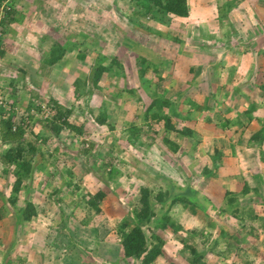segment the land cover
<instances>
[{
	"label": "rangeland",
	"instance_id": "374dc122",
	"mask_svg": "<svg viewBox=\"0 0 264 264\" xmlns=\"http://www.w3.org/2000/svg\"><path fill=\"white\" fill-rule=\"evenodd\" d=\"M240 1L243 4L238 8L248 7L244 10L246 19L250 21L249 18L254 17L256 26L264 33V0ZM119 2L115 8L114 0H14L16 20L2 29L3 32L0 27L3 111L4 108L9 111L6 106L17 105L16 115L27 121L29 138L36 139L32 131L42 133L43 137L37 142L46 163L45 169L32 171L17 195L18 207L24 206L25 200L29 199L38 210L30 222L21 223L16 217V208L8 200L9 196L15 195L11 191L14 178L11 174L3 177L0 169V213L4 218L0 222V263L10 257L16 262L14 264H140L139 260L117 258L120 239L116 229L123 219L131 218L132 209L140 206V187H149L156 194L159 186L166 189L174 183L175 191H185L187 187L196 190L193 194L196 205L194 211L180 203L168 210L170 219L181 226L175 232L169 227L157 228L154 224L144 226L148 237L155 232L164 240L162 253L151 264H190L193 257L190 247L204 253L202 261L205 264H264V160L258 159V151L251 145H246L245 149V143L237 142L235 134L229 135L221 123L214 124L223 120L221 112L220 115L209 113V119H205L203 109H197L188 119L182 117L184 125H190L199 131L197 133L203 130L204 134L195 136L189 144L181 135L169 132V140L181 145L176 154L163 139L161 122L144 119L147 101L151 99L148 89L152 82H142L136 65L138 56L156 63L163 72L173 74L171 85L175 79H182L185 83L192 80L187 89L196 92L195 86H204L206 82L205 64L214 67L221 50L208 63L201 61L203 57H197L195 63L200 66L197 75L187 71L192 59L180 53L191 52L189 44L186 49L185 45L177 44L178 53L176 49L168 59L160 62L155 54L145 51V47L131 38L134 30L127 27L129 20L124 16V1ZM129 3L138 7L136 0ZM217 3L220 8L223 2L218 0ZM201 12L207 13L208 17L211 15L206 9ZM141 20L138 18L137 22ZM246 34V31L243 35L236 29L234 37L240 42ZM59 43L69 47L61 64L44 66L43 57ZM260 46L261 52L252 59L248 70L255 83L263 80L264 46ZM195 48L204 50L198 45ZM83 51L90 55V59ZM96 53L113 56L117 53L123 63L122 69L112 63V68L102 74L98 82L101 89L95 88L91 81ZM229 66L222 64L218 70L210 72L218 71L225 84L223 73H234V69H226ZM76 77L86 79L88 83L78 97L74 91ZM120 84L132 87L135 92H124L119 96L114 90ZM15 90H18L16 95ZM227 90L224 87L209 91L213 96L211 98V94L207 101L215 104L221 93ZM17 95L21 99L18 100ZM52 98L67 107L72 106L68 119L84 126L82 136L73 137L69 131H62L57 137L48 133L42 121L52 119L56 113L50 103ZM104 110L107 117L106 123L102 124L98 115ZM177 115L182 114L178 111ZM134 124L140 130L138 141L133 144L128 141V136L129 127ZM211 125H216L219 130L212 131ZM4 148L5 145L0 146L1 150ZM86 148L89 150L84 152ZM108 149L119 170L116 179L112 180L99 166ZM216 149L227 151L222 158L223 167L213 166ZM205 167L215 173L212 179L203 178ZM245 183L257 191L242 195ZM97 190L106 194L99 203V210L91 208L81 198L84 193L94 194ZM226 191L240 198L238 205L242 213L254 210L258 214L256 220L245 222L253 226V231L243 242L232 237L241 238L237 236L240 219L223 205ZM159 206L156 203V207ZM165 209L164 204L159 212ZM248 231L247 227L239 233L242 235Z\"/></svg>",
	"mask_w": 264,
	"mask_h": 264
},
{
	"label": "trees",
	"instance_id": "16d2710c",
	"mask_svg": "<svg viewBox=\"0 0 264 264\" xmlns=\"http://www.w3.org/2000/svg\"><path fill=\"white\" fill-rule=\"evenodd\" d=\"M136 1L138 7L135 8L134 13H136L138 17H146L154 20L156 19L164 23L170 21L169 17H187L190 11L188 0ZM234 1L237 0H230L229 2L232 3ZM12 2H14V0H0L1 30H4V28L7 27V25L12 20H16L15 13L17 9L12 4ZM68 49L69 47L66 44H55L43 57L42 64L48 67L55 66L59 63L61 64V60ZM82 53L88 56L90 59L89 54H87L85 51ZM2 55L3 51L0 50V56ZM112 63L116 64L119 69L123 68V63L121 62L120 56L117 53L114 56H107L104 53H96V59L94 61V65L92 66L93 74L91 79L92 85L95 88L101 89L98 82L100 81L102 74L106 70L112 68V65H114ZM136 65L138 67L139 76L142 78V82H152L148 89L149 95H151V102L145 109L144 119H154L157 122L159 120L160 122L162 121L161 126L164 131L163 139L166 144L171 147L170 149H172L173 152H176L180 146L176 142L169 140V132H174L177 135H181L183 138H185V143H190V140L193 138V134L195 135L193 129L190 127L185 125L182 127H177V119H182V117H175L173 110L170 107L171 101L169 97L171 96V93L179 90L185 84V81L182 79H175L176 81L174 85H171V82L174 81L173 74L163 72L161 69H159L156 63L151 62L141 56L137 57ZM194 65L195 64H192L188 67V72H197V69H194ZM147 73L148 76L145 77ZM87 85L88 83L86 79H81V77L75 78L74 91L77 97L85 90ZM112 87H115V85H112ZM114 91L119 96L122 95L123 92H135L132 87L124 85H121V87H116V90ZM190 95L188 94L186 97H189V99L192 101L193 107L199 111L201 109L204 110L203 105L200 102L197 103V100L192 98ZM50 103H52L56 108V113L52 119H45L42 121L43 126L48 128V133L56 137L62 131H69L73 137H79L84 134L85 130L83 125H76L68 119L73 111L72 106L67 107L57 102L53 98L50 99ZM29 104L28 106H30ZM4 106V104H0V146L5 145L6 148L2 150L0 149V169L3 177H8V175L11 174L14 178L13 182L11 183V191L15 195L9 196L8 200L16 208V217L21 223L30 222L38 214V210L34 202L28 199L25 200L24 206L18 207L16 205V200L17 195L23 189L25 182L31 177L32 171L35 168L45 169V159L41 155L40 148L38 146L39 144L37 142L39 138L43 137V135L42 133H35L32 131L35 134L36 139H30L28 136L27 121L20 115H16L18 112V106L10 105L8 108H6L9 109V111H5V108L3 111ZM188 111L185 112L183 109H181V112L185 113L186 116L189 114ZM98 116V120L102 124L106 123L107 114L105 110L100 112ZM139 130L140 127L135 124L129 127L128 141L130 143L134 144L138 141L137 136L139 134ZM252 137L258 140L261 147L259 158L264 160V148H262L264 145V124L262 125L260 131H258L256 134H252ZM83 150L86 152L89 150V148ZM215 154L216 156L213 159V166L223 167L222 151L216 149ZM113 156L114 155L111 154V151L108 149L105 153V156L102 157L101 165H99L102 167L103 173L110 180L116 179L119 171L118 168L113 164ZM210 172L212 171L205 167L204 171L202 172V175L204 176L203 178L207 177L210 179L211 177L212 179V176H215V173ZM174 187V183H171L166 189L163 188V186H159L156 194H153L149 187H140V206L138 209H132L131 218L129 217L123 219L122 224L116 229V234L120 239L116 248L117 258H123L127 260L131 259L133 261L139 260L140 264H151L157 258V256L162 253V247L164 243L163 238H161L155 232L150 233L148 237L144 226H151L154 224V226L157 228L158 226L163 228L169 227L173 232H175L179 230L181 226L176 225L174 221L170 219L168 210L172 208L173 205L180 203L185 208L190 207L191 211H194V207L196 205V198H193V194H195L194 191L196 190L187 187L185 191H175ZM252 190L257 191L255 187L251 188L248 183H245L243 185L241 194H248ZM105 195L106 194L103 190H97L94 194L89 192L84 193L81 198L84 203L88 204L91 208L99 210V203L103 201ZM238 198L239 197L235 196L233 192L226 191L223 197V205L227 206L228 210H230L234 216L240 219V226L237 230V236H240L241 238H238L235 235H232V237L237 238L239 242H243L253 231V226L246 225L245 222L247 220H256L258 218V214L254 212V210L251 212L248 211L247 213H244L243 211L242 213L238 205ZM156 203L160 205L158 208L156 207ZM164 204L166 205L165 211L163 210L162 212H159L160 208L164 207ZM3 219L4 218H2L0 213V222H2ZM247 227L249 231L240 235L239 230L244 231ZM205 238L207 239L208 237L206 236ZM230 247L231 244L228 245V248ZM236 247L240 249L239 246ZM190 250L193 254L190 264H205L204 261H202V257L204 256L203 252L197 251V249L194 247H190ZM13 262L16 263L9 257V260H5L0 264H14Z\"/></svg>",
	"mask_w": 264,
	"mask_h": 264
},
{
	"label": "crops",
	"instance_id": "0c3cea01",
	"mask_svg": "<svg viewBox=\"0 0 264 264\" xmlns=\"http://www.w3.org/2000/svg\"><path fill=\"white\" fill-rule=\"evenodd\" d=\"M119 1L120 0H114L113 6L115 8L119 6ZM123 1L125 3L124 16H127L129 20H127V27L133 28L134 30V36H131V38L137 44L145 47V51L155 54L157 56L154 55L156 60L162 62L164 59H168V56H171L176 49L175 52L178 53L180 48H176L177 44L185 45V49L188 48L189 44L191 52L180 51L181 56L192 59V63H188V71V67L197 62L195 61L197 57L198 59L203 57L201 61L208 63L207 61L214 59L215 54L221 50L219 61L214 67H209L207 64L204 66V76L206 78L205 87L202 85L195 86L196 92H192L189 88L187 89V87L192 85V80H189V82L185 83L179 90L171 93L169 97L171 101L170 107L175 117L178 116V111L181 112L180 109L183 107L185 112L189 110L187 116L185 113L181 112V117L188 119L189 115H194L197 112V109L192 105V101L189 97H186L188 94H192L190 96L196 99L197 103L200 102L203 105L204 110L202 115L205 119H209V113L212 115H220L221 112L223 120L216 121L214 124L217 125V123H219L220 125L221 123L222 129H225L228 134H235L237 142L242 144L245 143L243 144L245 149L246 145L253 146L254 150L258 151V159H260L261 147L258 140L252 137V134H256L260 131L264 124V69L262 68L261 70L263 80L257 81V83L253 80V76L251 77L252 72H250V74L248 70L252 63V59H256V56L261 52L260 45L264 46V33L261 32L260 27L256 26L254 17L249 18L250 21L253 22L252 25L250 21L246 19L244 10H248L247 6L244 5L242 8H238V6L243 4V1H240V3L237 0L230 3V0H222L223 3H221V7L219 8L217 3L218 0H204V2L202 0H200V2H197V0H188L190 7L189 15L183 18L169 17L170 21L167 23L160 22L156 19L136 16L134 13L135 8L131 5L132 3H129L130 0H122V2ZM203 9H206V11L209 10L211 15L208 17L206 15L207 13L204 14V12H201ZM138 18H140V20L142 19L140 23L137 22ZM233 19L235 21H233ZM236 29L243 35L246 31L247 37L243 36V39L237 42L234 37ZM148 39H150V41ZM252 44H255V46ZM195 45H198L200 48L202 46L204 50H197ZM111 55L112 54L107 56ZM258 59L259 58H257V62ZM222 64L230 65L229 68H226L227 70L234 69V73L232 74L230 72H226L227 75L223 73L222 77H225V84L220 80L217 73L218 71L216 72L215 70L216 73L210 72L212 69L218 70L219 66ZM194 67V69H197L200 66L195 63ZM223 68L225 72V67ZM207 69H209L210 76L213 77L212 79L208 77L209 73ZM192 73L197 75L195 71ZM231 78L234 80H232V83L231 81L229 83ZM12 81H14V83L16 82L15 80ZM224 87H227L228 90L221 93L215 104L207 101L211 94L210 97L212 98L213 96V93H208L209 91L214 92L216 89ZM15 91V95L18 94V90ZM200 93H204V95L200 96ZM203 97L204 101H202ZM17 99H21L20 95H17ZM57 102L65 105V103L61 101ZM147 102H149V105L151 99ZM223 108L226 110H223ZM177 121V127H182L184 125L182 119H177ZM216 125H211L209 127L212 131L216 129V131H218L219 127ZM188 126L190 127V125ZM193 132L195 135L193 134L190 143L195 136H202L204 134L203 130L201 133H197L199 131L196 132V130L193 129ZM184 139L185 138L182 137L183 141ZM250 140L252 143L248 142ZM225 147L227 148V146ZM262 148H264V145ZM176 153H178V151L175 152V154ZM222 153L224 155L227 151H222ZM254 154L256 153L254 152ZM182 155L186 156L187 154L185 155L183 153Z\"/></svg>",
	"mask_w": 264,
	"mask_h": 264
},
{
	"label": "built area",
	"instance_id": "2783aa9c",
	"mask_svg": "<svg viewBox=\"0 0 264 264\" xmlns=\"http://www.w3.org/2000/svg\"><path fill=\"white\" fill-rule=\"evenodd\" d=\"M0 104H4L2 94H0ZM8 107V106H7Z\"/></svg>",
	"mask_w": 264,
	"mask_h": 264
}]
</instances>
